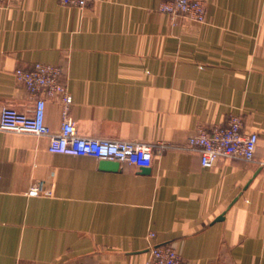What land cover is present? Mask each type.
I'll return each instance as SVG.
<instances>
[{"label":"crops","instance_id":"crops-1","mask_svg":"<svg viewBox=\"0 0 264 264\" xmlns=\"http://www.w3.org/2000/svg\"><path fill=\"white\" fill-rule=\"evenodd\" d=\"M162 1L0 8V107L29 113L12 71L54 65L78 135L167 143L147 170H111L0 131V264H150L158 245L188 264H264V0H206L204 23L159 13ZM230 114L257 135L254 162L203 168L187 140ZM61 122L47 99L46 125Z\"/></svg>","mask_w":264,"mask_h":264},{"label":"built area","instance_id":"built-area-1","mask_svg":"<svg viewBox=\"0 0 264 264\" xmlns=\"http://www.w3.org/2000/svg\"><path fill=\"white\" fill-rule=\"evenodd\" d=\"M12 0H0V8ZM100 0H58L67 7L84 9ZM170 18L181 16L187 20L204 23L206 0H163L157 10ZM62 70L58 66L35 63L30 68H16L12 71L15 81L21 84L33 100L29 113H19L9 107H0V131L16 134H32L48 139V152L71 156H90L102 161L149 168L153 154L167 147V143L152 145L105 139L86 138L77 134L75 125L68 117L72 97L68 87L61 81ZM47 99L58 102L62 107V122L58 133H52L45 123ZM242 119L230 114L223 126L211 129L199 127L187 140L186 150L198 153L203 168L213 167L220 158H233L252 163L255 159L258 137L255 133L241 131ZM41 185L33 186L28 195L37 197ZM150 238L154 234L149 235ZM150 264H188L175 248L170 245L153 246L150 251Z\"/></svg>","mask_w":264,"mask_h":264},{"label":"water","instance_id":"water-1","mask_svg":"<svg viewBox=\"0 0 264 264\" xmlns=\"http://www.w3.org/2000/svg\"><path fill=\"white\" fill-rule=\"evenodd\" d=\"M101 167L105 169H111V170H116L119 166L117 162H111V161H102L101 162ZM144 170H147L148 168H142Z\"/></svg>","mask_w":264,"mask_h":264}]
</instances>
